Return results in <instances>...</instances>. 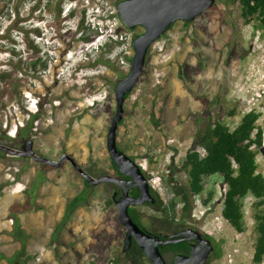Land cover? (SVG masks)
<instances>
[{
	"label": "rangeland",
	"instance_id": "1",
	"mask_svg": "<svg viewBox=\"0 0 264 264\" xmlns=\"http://www.w3.org/2000/svg\"><path fill=\"white\" fill-rule=\"evenodd\" d=\"M36 1L28 0L24 9L28 20L23 25L30 47L23 42L24 34L15 31L16 47L25 58L41 56L49 65L36 73L39 76L33 71L19 75L21 85L1 84L0 135L15 136L30 113L41 107L42 115L31 136L38 155L59 160L68 154L95 177L111 174L107 134L116 112L115 88L120 77L97 59H111L127 75L134 38L144 27H125L117 14L120 0H65L61 16L72 10L75 15L62 22L58 33L53 25L55 0H42L32 11ZM217 1L215 8L203 12L189 26L176 21L153 43L144 70L125 100L123 122L117 130L118 144L146 167V176L164 202L177 201V217L182 204L167 181L168 168L177 169L178 180L187 182L182 164L207 120H221L233 129L250 110L249 100L252 109L261 113L258 123L264 131V94L258 96L259 71L264 73V27L257 19L247 23L239 3ZM82 19L84 27H89L83 29L84 35L98 31L99 40L80 39ZM37 28L40 36L34 31ZM7 55L0 52V68L6 66L2 61ZM258 150L259 171L264 173V153ZM24 167L27 170L21 177L27 178V185L39 169L46 178L41 190L43 208L26 216L28 264H116L113 259L124 254L126 228L119 222L117 204L110 202L112 186L102 183L86 190L88 200L73 211L55 238L66 199L85 190L84 178L70 160L55 168L31 157L0 155L1 193L9 186L4 184L14 183ZM209 191L214 192L213 199L203 205ZM224 191L219 176L209 177L204 192L196 196L194 215L200 218L206 213L202 226L222 246L223 255L215 264H255L256 199L251 194L244 199L246 230L240 233L221 214ZM139 209L143 223L151 225L148 215L152 209Z\"/></svg>",
	"mask_w": 264,
	"mask_h": 264
},
{
	"label": "trees",
	"instance_id": "2",
	"mask_svg": "<svg viewBox=\"0 0 264 264\" xmlns=\"http://www.w3.org/2000/svg\"><path fill=\"white\" fill-rule=\"evenodd\" d=\"M27 1L28 0H0V52L8 54L7 59L2 61V64L6 66L0 68V98L4 96V92L1 90L2 83H10L11 86H14L16 83L21 85L22 78H18L19 75L28 76L31 71H33L35 75L38 72L45 71L49 65V60L43 59L41 56L29 60L20 55L17 51V39L14 37L15 31L24 34L23 42H25L26 46L30 47L27 38L28 32L25 29V25H23V23H26L28 20V16H24L26 15L24 9L27 5ZM220 1L227 4L239 3L242 16L247 23L251 22L253 19H257L264 27V0ZM36 2L37 4L31 8L32 11L37 10L42 0H37ZM64 2L65 0L54 1L56 21L53 22V25L54 30L58 33L62 28V22L66 18L75 15V11L72 10L68 15L64 17L61 16ZM217 5L218 1L216 0L213 8ZM117 14L119 15L118 12ZM4 22L6 25H4ZM192 22L193 21H183V24L189 26ZM174 25L175 23H173L169 29L173 28ZM137 27L133 29H136ZM84 28L89 27H84V19H82L81 23L78 25V30L81 32L80 39L84 42H94L101 37L98 31L93 35H84ZM34 31L37 35H41L40 29L37 28ZM139 35L140 34H137L135 38ZM35 51L39 52V49L36 48ZM129 60L132 62V57ZM97 63H101L118 72L120 79L126 76L119 71L115 62L109 58H103L100 56L97 59ZM36 76L39 75L36 74ZM19 93H21V91H19ZM131 94L132 92L126 94V100ZM40 106H42V104H40ZM42 112L43 109L40 107L37 111L30 113L27 123L17 128L15 136H10L5 133L1 134L0 144L16 149H23L22 146H25L28 140L32 139L31 136L34 134L35 122L40 118ZM234 113L235 110H232L231 114ZM260 117L261 113L256 110L246 112L242 116L241 121L233 129L221 120H207V122L200 128L199 137L195 142V146L187 151L182 164L187 177V182L178 180L176 176L177 169L173 167L168 168L169 176L167 180L170 184L171 191L178 197L182 204L179 220L183 225H186L193 217L197 206L196 196L201 195L204 192L206 181L211 176H219L222 179V183L225 185V191L221 214L223 218L240 233L246 230L243 210L244 199L250 194L253 195L256 199V206L258 208L256 213L257 239L254 245L253 255V262L255 264L264 263V173L259 171L258 162V149L262 146L264 131L258 123ZM122 122L123 120L119 125H121ZM118 146L122 149L119 144ZM122 150L125 151L124 149ZM0 155L6 156L7 153L0 150ZM110 161L113 167V172L111 174L124 176L119 172L118 167L112 160L111 156ZM89 173L92 175L91 172ZM44 180L45 177L40 174L33 182V190L38 191L40 184H42ZM84 184L85 190L66 199L64 213L54 232L55 238H58L59 232L65 227L73 211L88 200L89 195L86 190L93 188L94 186L90 185L85 180ZM213 196L214 192L209 191L208 197L202 199V204L208 205L212 201ZM37 198L38 194L30 191L28 201L32 203L36 210H39L43 207L37 203ZM110 202H114L112 197ZM20 206L21 203L19 201H15L10 206L9 218L13 220V230L7 232L21 241V248L17 250L13 256L5 257L9 264H27L29 260L27 250L29 234L22 228L20 219L17 216ZM176 206L177 201L174 199L169 203H165L162 217L175 221L176 218H178ZM209 210L210 209L207 211ZM129 212L132 218L139 224L147 226L143 223L141 215L136 209L130 208ZM205 214L206 213L199 218L200 225L205 223ZM147 227L153 230L152 225ZM222 255V246L218 243L216 258L219 259ZM113 262L116 264H151L136 241L133 242L132 247L125 252L123 256L113 259Z\"/></svg>",
	"mask_w": 264,
	"mask_h": 264
},
{
	"label": "water",
	"instance_id": "3",
	"mask_svg": "<svg viewBox=\"0 0 264 264\" xmlns=\"http://www.w3.org/2000/svg\"><path fill=\"white\" fill-rule=\"evenodd\" d=\"M216 0H121L118 3L120 18L129 29L137 26L144 27V32L133 41L134 55L128 74L120 79L115 88L116 112L112 118L107 134V149L117 165L120 173L129 176L126 180L111 174H103L95 177L82 168L70 155L64 154L59 160H53L46 156L38 155L34 148V140L29 139L24 149H16L0 144V150L13 156L31 157L36 162H41L55 168L59 167L64 160H70L78 169L84 180L90 185L96 186L102 183L113 182L120 186L123 195L117 200L119 209V222L126 228L122 252H127L134 241L143 250L151 264H168L165 260L160 246L178 241L163 239L151 234L134 220L129 212L131 205H140L144 202H155L150 192V184L142 167L130 155L119 148L117 141V130L119 123L123 120L124 104L126 94L132 92L142 74L148 51L155 41L165 34L176 21L191 22L203 12L212 8ZM264 153V145L261 147ZM137 186L140 190L138 197L131 196L129 190ZM186 235V233H182ZM193 237L199 241V245L192 247L188 255H177L173 264H206L213 250L211 241L201 233L195 232Z\"/></svg>",
	"mask_w": 264,
	"mask_h": 264
},
{
	"label": "flooded vegetation",
	"instance_id": "4",
	"mask_svg": "<svg viewBox=\"0 0 264 264\" xmlns=\"http://www.w3.org/2000/svg\"><path fill=\"white\" fill-rule=\"evenodd\" d=\"M27 145V144H26ZM25 146H22V148H26ZM144 173L145 169L142 167ZM146 174V173H145ZM124 175V174H123ZM117 177H121L123 179L129 180V176H119L114 175ZM148 178V177H147ZM149 184H150V192L152 196L155 199V202H144L140 205H131L130 208L136 209L142 218V211L139 209V207H149L152 209L153 213L149 214L148 217L152 221V229L148 228L147 226L141 225L143 228H145L148 232L151 234L160 236L163 239H169V236H173L172 239H177L178 241L172 242L169 244H164L160 246V250L162 252V255L164 256L165 260L168 264H173L174 260L177 255L185 254L188 255L191 253L192 247L194 245H199V241L193 237V234L195 232L201 233L205 238L209 239L213 245V250L209 255V258L206 262V264H215V261L218 260L216 258L217 254V244L218 241H216L215 237L204 230L203 226L199 224V217H196L193 215V217L187 222L186 225L181 224L180 217L176 218L175 221H171L168 219L163 218V208H164V200L161 197L160 193L154 188L152 183L150 182L148 178ZM106 184H110L112 186V198L114 203L119 200V198L123 195V190L120 186L113 182H108ZM129 194L134 197H138L140 195V190L137 186H132L129 190ZM163 201V203H162ZM186 233V235H183L182 233Z\"/></svg>",
	"mask_w": 264,
	"mask_h": 264
},
{
	"label": "crops",
	"instance_id": "5",
	"mask_svg": "<svg viewBox=\"0 0 264 264\" xmlns=\"http://www.w3.org/2000/svg\"><path fill=\"white\" fill-rule=\"evenodd\" d=\"M22 157V156H18ZM29 158V157H22ZM47 165V164H46ZM50 166V165H49ZM27 170L26 167L22 168V171L18 174V179L11 183L10 181L4 184L7 186L5 190L1 193L0 191V264H9L5 257L13 256L17 250L21 248V241L16 238L14 235L8 233L7 231L13 230V220L9 218L10 206L15 202L19 201L21 203L20 210L17 212V216L20 219L21 226L29 234V227L26 223V216H30L32 211L36 210L32 203L28 201L30 191L38 194L37 203L43 207V183L40 184L38 191L33 190V182L41 174L43 177L44 171L39 169L35 179H33L30 185H27V178H22L23 173ZM22 176V177H21ZM46 180V178H45ZM44 180V181H45ZM27 185V186H26ZM3 186V185H2ZM41 210V209H39ZM38 210V211H39ZM4 219L1 220V219ZM11 220V221H10ZM29 243H30V234L28 237V256H29ZM29 261V260H28ZM28 264V262H27Z\"/></svg>",
	"mask_w": 264,
	"mask_h": 264
},
{
	"label": "built area",
	"instance_id": "6",
	"mask_svg": "<svg viewBox=\"0 0 264 264\" xmlns=\"http://www.w3.org/2000/svg\"><path fill=\"white\" fill-rule=\"evenodd\" d=\"M259 75L260 76V93L258 94V96H262L264 94V73L263 71L261 72V70L259 71ZM252 102L248 100V106L250 107L249 111H252V107H251ZM248 111V112H249ZM143 168H146L145 166H142Z\"/></svg>",
	"mask_w": 264,
	"mask_h": 264
}]
</instances>
